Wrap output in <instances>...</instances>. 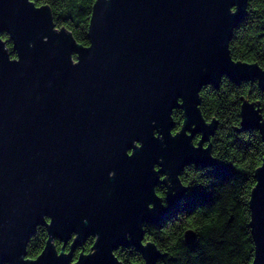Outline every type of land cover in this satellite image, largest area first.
Instances as JSON below:
<instances>
[{"label": "water", "instance_id": "1", "mask_svg": "<svg viewBox=\"0 0 264 264\" xmlns=\"http://www.w3.org/2000/svg\"><path fill=\"white\" fill-rule=\"evenodd\" d=\"M248 2L96 0L83 45L57 27L49 5L0 0V264H124L116 251L129 246L144 264H158L162 252L145 241V223L181 204L185 167L217 164L211 138L219 121L204 117L202 89L219 88L226 76L264 91V68L230 50ZM177 108L184 120L174 134ZM250 128L264 142L262 109L245 100L241 130ZM255 176L251 264H264V156ZM40 226L48 239L29 258ZM89 237L91 250L75 259ZM184 237L194 242L195 231Z\"/></svg>", "mask_w": 264, "mask_h": 264}, {"label": "trees", "instance_id": "2", "mask_svg": "<svg viewBox=\"0 0 264 264\" xmlns=\"http://www.w3.org/2000/svg\"><path fill=\"white\" fill-rule=\"evenodd\" d=\"M32 1L38 6L49 5L57 27L67 28L79 43L89 45V23L96 0ZM3 39L15 58L9 34H3ZM230 50L233 59L257 62L264 68V0H249L246 18L233 30ZM200 95L204 117L219 121L211 139L217 164L185 167L181 179L189 190L164 221L144 225L145 241H153L162 252L158 264H251L255 244L249 201L256 169L262 164L264 142L259 129L241 130V106L245 100L254 101L264 116V91L257 81L237 84L225 76L219 88L205 86ZM174 117L180 125L181 110H175ZM188 229L196 234L192 243L185 241ZM47 239V229L38 227L28 244L27 257L36 258ZM94 242L95 238L89 237L77 249L75 259L82 251L89 252ZM55 243L61 249L63 243ZM116 255L124 264H144L142 253L133 246L120 247Z\"/></svg>", "mask_w": 264, "mask_h": 264}, {"label": "flooded vegetation", "instance_id": "3", "mask_svg": "<svg viewBox=\"0 0 264 264\" xmlns=\"http://www.w3.org/2000/svg\"><path fill=\"white\" fill-rule=\"evenodd\" d=\"M175 110H181V114H182V119H181V124L180 125H177V121L175 120V117H174V112H175ZM174 110V112H173V119H174V121H175V127H174V129H173V133L175 134L176 132H178L179 131V129L181 128V126H182V123H183V120H184V116H183V110L181 109V108H177V109H175ZM200 134H196L195 135V137H194V139H193V141H194V143L195 144H197L198 143V141H199V139H200ZM212 139V138H211ZM208 144V142L207 143H205V146ZM130 152H132V151H130ZM159 167L157 166V169H158ZM183 172V171H182ZM182 172H181V174H182ZM160 179L162 180V179H164L165 177H166V174H163V173H161L160 175ZM180 177H181V175H180ZM182 180V179H181ZM183 182V181H182ZM183 184L185 185V186H187L184 182H183ZM188 187V186H187ZM155 191H156V193H157V195L159 196V197H161L162 199H163V204L164 205H167V198H166V195H167V185L165 184V183H162V182H159L158 184H157V186L155 187ZM146 224V223H145ZM68 246H69V244H68Z\"/></svg>", "mask_w": 264, "mask_h": 264}]
</instances>
